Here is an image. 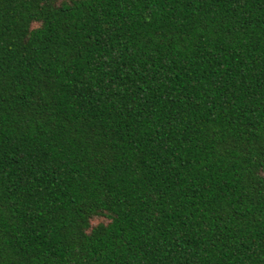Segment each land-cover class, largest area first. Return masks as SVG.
Here are the masks:
<instances>
[{
	"label": "trees",
	"instance_id": "trees-1",
	"mask_svg": "<svg viewBox=\"0 0 264 264\" xmlns=\"http://www.w3.org/2000/svg\"><path fill=\"white\" fill-rule=\"evenodd\" d=\"M0 264H264V0H0Z\"/></svg>",
	"mask_w": 264,
	"mask_h": 264
}]
</instances>
